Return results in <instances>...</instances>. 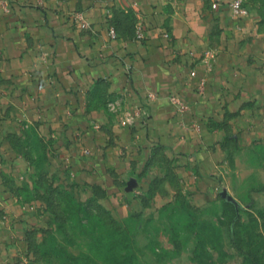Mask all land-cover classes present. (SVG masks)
Segmentation results:
<instances>
[{"label":"crops","instance_id":"crops-1","mask_svg":"<svg viewBox=\"0 0 264 264\" xmlns=\"http://www.w3.org/2000/svg\"><path fill=\"white\" fill-rule=\"evenodd\" d=\"M228 1L0 0V264L28 261L22 208L1 174L17 164L10 139L21 130L69 153L85 192L111 188L127 213L149 185L152 151L218 149L224 112L242 133L252 115L264 120V53L249 50L263 34L250 12L230 19Z\"/></svg>","mask_w":264,"mask_h":264},{"label":"rangeland","instance_id":"rangeland-1","mask_svg":"<svg viewBox=\"0 0 264 264\" xmlns=\"http://www.w3.org/2000/svg\"><path fill=\"white\" fill-rule=\"evenodd\" d=\"M244 3L254 20L249 27L263 34L249 40V50L264 53V0ZM243 36L250 39L231 42ZM222 117L218 149L151 152L143 161L149 185L127 213L111 188L92 182L85 192L65 162L69 153L53 150L36 129L13 136L9 159L17 164L1 174L27 225V264H264V120L252 115L247 134L230 113ZM193 153L216 166L196 165ZM221 191L234 204L220 199Z\"/></svg>","mask_w":264,"mask_h":264},{"label":"built area","instance_id":"built-area-1","mask_svg":"<svg viewBox=\"0 0 264 264\" xmlns=\"http://www.w3.org/2000/svg\"><path fill=\"white\" fill-rule=\"evenodd\" d=\"M223 5L227 10L230 19L232 20H240L249 15V8L244 3V0H229L226 4ZM216 7H217L216 4L211 5V9H215ZM108 37L110 39L115 38V33L111 28L108 30ZM142 37H143V29L141 25H136L134 27V40L140 41L142 40ZM170 101H173V103L175 104L177 100L171 97Z\"/></svg>","mask_w":264,"mask_h":264},{"label":"water","instance_id":"water-1","mask_svg":"<svg viewBox=\"0 0 264 264\" xmlns=\"http://www.w3.org/2000/svg\"><path fill=\"white\" fill-rule=\"evenodd\" d=\"M219 198L226 201V202H230L232 204H234V201L232 200V198H230L224 191H221L218 194Z\"/></svg>","mask_w":264,"mask_h":264},{"label":"trees","instance_id":"trees-1","mask_svg":"<svg viewBox=\"0 0 264 264\" xmlns=\"http://www.w3.org/2000/svg\"><path fill=\"white\" fill-rule=\"evenodd\" d=\"M15 136V135H14Z\"/></svg>","mask_w":264,"mask_h":264}]
</instances>
